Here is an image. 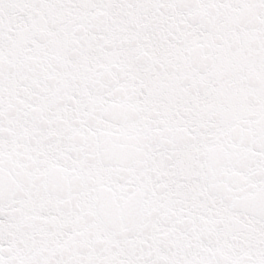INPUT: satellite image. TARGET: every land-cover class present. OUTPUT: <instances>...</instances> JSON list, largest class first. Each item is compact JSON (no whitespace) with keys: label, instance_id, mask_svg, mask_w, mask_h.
I'll return each instance as SVG.
<instances>
[{"label":"snow or ice","instance_id":"1","mask_svg":"<svg viewBox=\"0 0 264 264\" xmlns=\"http://www.w3.org/2000/svg\"><path fill=\"white\" fill-rule=\"evenodd\" d=\"M0 264H264V0H0Z\"/></svg>","mask_w":264,"mask_h":264}]
</instances>
